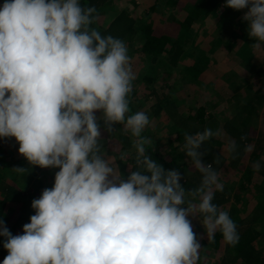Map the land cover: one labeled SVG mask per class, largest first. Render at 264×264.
<instances>
[{"label":"clouds","instance_id":"obj_1","mask_svg":"<svg viewBox=\"0 0 264 264\" xmlns=\"http://www.w3.org/2000/svg\"><path fill=\"white\" fill-rule=\"evenodd\" d=\"M224 7L246 10L242 19L257 41L251 47H264V0H226ZM94 13L80 0L0 6V139L15 138L30 165L59 169L54 186L32 202L35 214L23 234L13 236L0 220L3 264H197L202 245L189 219L195 215L203 217L209 239L220 232L237 244L235 222L213 203L224 189L220 172L200 151L225 138L223 128L184 132L182 150L201 175L199 186L186 189L180 171L148 155L153 141L142 133L149 116L130 114L136 74L127 45L92 28ZM97 113L109 134L121 124L133 138L136 170L127 179L115 157L102 155ZM225 149L237 158L235 140L228 138ZM253 149L246 144L244 152ZM128 156L122 152L119 160ZM252 168L258 172L259 161Z\"/></svg>","mask_w":264,"mask_h":264},{"label":"trees","instance_id":"obj_2","mask_svg":"<svg viewBox=\"0 0 264 264\" xmlns=\"http://www.w3.org/2000/svg\"><path fill=\"white\" fill-rule=\"evenodd\" d=\"M117 1L121 0H80V3L84 7L96 8L92 28L100 31L103 36L111 35L124 41L131 60L134 56L136 62H139L138 57H143L139 62L142 67L136 68L137 77L133 82L138 85L140 91H148L143 94L146 104L144 112L148 114L151 123L142 135L152 140L162 131L169 135L165 150L161 149L163 146L159 142H153L148 148V155L165 170L180 171L183 177L181 184L186 189H193L199 186L201 175L182 150L184 132L196 133L205 128L216 130L222 127L226 133L223 139L213 138L206 142L200 151L206 153L203 161L206 164H213L220 175L228 173V171L225 172V168L229 170L222 182L225 184L224 189L222 192H217L213 203L230 214L237 226L239 242L235 245L226 243L220 232L215 234L214 239H209L206 228L202 225L203 217L198 215L196 221H191L193 228L198 229L194 232L202 245L197 264H206V258L210 259L212 256H216L217 262L220 261L222 264H264V252L258 250L260 238L264 233V160H262L264 131H258L255 126L259 112L250 114L248 110L252 103L264 110V69H256L252 63L242 60L245 58V52L251 55L256 51L251 46L257 42L249 37L248 24L242 19L246 10L235 11L231 8L224 10L227 17L226 23L229 25L222 27L226 31L224 37L225 35L228 37L222 44L229 49L236 48L241 66L247 67L249 72L261 78L252 84L245 78L235 81L231 75L223 76L224 82L232 85L233 93L231 91L230 95L217 93L219 101L215 105L208 101L200 107L182 109L181 106L186 100L176 98L170 91L179 81L183 84L199 82L190 78L182 68L179 69L181 60L185 57L192 58L198 53L193 44L192 37L196 32L193 24L202 21L212 10L221 8V5L224 6L226 0H194L193 4L184 0H155L154 3L161 2L169 9L177 8L180 2L186 4L188 15L183 22L179 23L184 31L179 37L165 33L158 34L151 23L136 17L127 8L116 12ZM3 2L4 0H0V6ZM154 7L155 4L151 9ZM230 9L237 15L233 20V14L228 12ZM162 68L168 70V76L164 81H161ZM169 79L171 82H168ZM239 88L242 90L235 92ZM159 90H162V94ZM163 91H167V94ZM138 93L137 90H133L130 94V114L140 111L134 105V100L139 98ZM218 105H222V108L217 111ZM225 111L227 115L224 117ZM96 115L101 126L102 155L105 153L108 157L114 156L123 178L127 179L130 171L136 170L135 149L132 148L133 138L130 134L123 132L121 124L114 125L115 131L109 134L104 126L102 113ZM165 115L167 124L163 125L159 120ZM242 135L247 136L246 141L240 139ZM115 138H118V141H115ZM228 138L237 143L236 159H232L225 149ZM3 142L0 141V220L7 216L5 224L15 236L23 234V226L30 223V217L35 214L32 202L40 198L45 189L54 186L55 174L59 169L34 167L23 156L14 157L7 153ZM246 144L254 146L251 153L245 154ZM122 152L133 153L130 158L121 161L119 156ZM217 156H221L219 165L214 163ZM256 161L261 164L258 172L252 168L253 162ZM18 167L26 169V173L15 172L14 169ZM4 168H11V173L6 176L8 178L3 176ZM227 178L233 181L230 180V182ZM6 209L10 211L9 215L5 214ZM15 213L16 216H13ZM5 239L0 236V264H3L4 258L8 255L3 247ZM221 250L226 252L222 258L218 256Z\"/></svg>","mask_w":264,"mask_h":264},{"label":"rangeland","instance_id":"obj_3","mask_svg":"<svg viewBox=\"0 0 264 264\" xmlns=\"http://www.w3.org/2000/svg\"><path fill=\"white\" fill-rule=\"evenodd\" d=\"M154 2L155 0L117 1L115 4L116 12L118 10L120 11L123 8H127L129 11H132L136 17L146 19L147 22L151 23L152 27L154 28V31L157 32L158 34L165 33L167 35L177 36V37L183 34L184 31H182L179 23L183 22L188 15V10L186 9L185 6L186 4L184 5V2L193 4L194 0H184V2L179 3V6H177V8H172V9L163 6L164 4L163 3L161 4V2L158 3H154ZM154 4L155 7L151 9ZM225 9L226 7L221 5V8L218 7L211 11L212 12L211 16L208 15L206 18H203L202 21L193 24V28L194 30H196L195 34L192 37L193 44L195 45V49L198 50V53L194 55V57L192 58L185 57L183 60H181L182 66L180 65L179 69L182 68L184 73H188L190 78H192L193 80H197L199 82L198 83L191 82L192 84L189 83L183 84L179 81L178 83H175L177 84V86L174 88L175 90L171 89L170 91L171 93H174V96L176 98H179L181 100H186L184 104L181 106L182 109H188L189 107H200L201 105H204L206 102L208 103V101L212 102V104L215 105L219 101L217 93H220L221 95H230L231 94L230 91L233 93V90L231 88L232 85H230L229 83L226 84L223 80V76L231 75V78L234 79L235 81L245 78L249 80L252 84H254L258 79L261 78V77L259 78L258 75H253L251 72H249L247 67L243 65L241 66L240 59L236 53V48L229 49L224 44H222V42H225V40L228 38L226 37V35L224 37V33H226V31L224 28H222V27H227L229 25V23L228 24L226 23L227 17L225 15L226 12H224ZM228 12L230 14H233L232 20L235 18V16H237L236 13L234 14V11H232L231 9ZM187 50L189 51V49ZM132 57L133 58L131 60V63L132 61L134 62L131 65L133 71L135 72L136 68L142 65L139 62L143 59V57L142 58L138 57L139 62H136V58L134 56ZM244 57L245 58H243L242 60H246L245 62L247 63H252L254 66H256V69L259 70L264 69V47H262L259 50H256L251 55L245 52ZM162 72H163V76L161 81L162 80L164 81L168 76L167 74L168 70L162 68ZM135 74L137 77L136 72ZM170 80L171 79H169L168 82H171ZM133 90H137L139 92L138 93L139 98L134 100L135 107L137 109H140V111H144V107L146 106V104L143 94L147 93L148 91H140L136 83L133 84ZM241 90L242 89L239 88L238 90H235V92ZM161 92L162 90H159L160 94H162ZM163 92L164 94L165 93L167 94V91H163ZM246 100L247 99H245V101ZM221 108L222 105H218L216 110L217 111L221 110ZM248 110L250 114L251 113L256 114L257 112H259V116H257L258 118L255 126L258 131L259 130L264 131V110L257 108L255 103H252ZM226 115H227V111L223 113L224 117ZM165 118H167L166 115L162 116L159 120L160 123H162L163 125L167 124V119ZM168 136L169 135L166 134V132L162 131L159 134L157 133V135L154 136V139L152 141L154 143L159 142V144L163 146L161 149L165 150L168 144L167 141ZM114 140L118 141V138H115ZM0 141L2 142L4 141L3 147L6 148L7 153L13 155L14 157H22L18 152L19 144L16 142L15 138L2 139ZM175 145H177V143ZM127 153H129L128 158H130L133 152H127ZM103 156L105 158H109L105 153L103 154ZM262 158H264V154L262 155ZM114 162L116 163V158ZM226 171H228L229 173V170L227 168H225V172ZM9 173H11V168L3 169V176L5 178H8L6 176ZM228 173L226 174L222 173L220 175V177L222 178L220 179L221 182L224 181ZM227 180H229V178H227ZM230 180L233 181V179ZM216 194L217 192L215 193V197ZM9 213L10 211L6 209L5 214L9 215ZM13 216H16V213ZM6 217L7 216H5L3 219L5 223L7 222ZM197 218L198 215L189 217L191 221H196ZM193 230H198V229L194 227ZM258 250L264 252V233L260 238L258 244ZM225 254L226 252L224 250L218 252V256L221 258ZM217 260L218 259L216 258V256H212V258L210 259L206 258V264H222V262L220 261H218L219 262L218 263Z\"/></svg>","mask_w":264,"mask_h":264},{"label":"crops","instance_id":"obj_4","mask_svg":"<svg viewBox=\"0 0 264 264\" xmlns=\"http://www.w3.org/2000/svg\"><path fill=\"white\" fill-rule=\"evenodd\" d=\"M209 15L211 16L212 15V12H210Z\"/></svg>","mask_w":264,"mask_h":264}]
</instances>
